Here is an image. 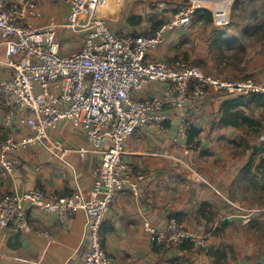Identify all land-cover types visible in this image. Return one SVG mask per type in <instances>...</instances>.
<instances>
[{
  "label": "built area",
  "instance_id": "built-area-1",
  "mask_svg": "<svg viewBox=\"0 0 264 264\" xmlns=\"http://www.w3.org/2000/svg\"><path fill=\"white\" fill-rule=\"evenodd\" d=\"M234 1L186 0L185 6L172 12L154 32L121 34L98 14L103 0H63L65 18L51 15L45 24H37L43 13L36 0H0V67L11 71L9 77L0 76L3 125L10 132L0 139V174L20 168V152L28 148L59 149V156L64 155L65 149L49 138L61 120L84 132L89 146L77 152L98 157L87 192L61 194L36 186L1 195L0 229L24 235L34 232L32 209L53 214L60 225L76 211H83L87 246L78 264H112L103 243L102 224L116 195L123 191L137 195L144 180L143 173L123 158L126 139L137 129L170 134L171 142L189 154L187 131L194 105L207 91L264 95V84L213 76L182 58L146 59L169 32L199 24L201 20L195 18L198 9L210 12L214 27L230 26ZM61 29L84 35L78 50L60 53ZM150 82L160 83L159 93L136 97V92ZM43 166L39 162L36 168ZM192 174L195 181L221 194L201 173ZM146 230L154 244L167 249L187 241L196 248L207 246L206 234L190 229L173 215ZM38 234L49 236L46 231Z\"/></svg>",
  "mask_w": 264,
  "mask_h": 264
},
{
  "label": "crops",
  "instance_id": "crops-1",
  "mask_svg": "<svg viewBox=\"0 0 264 264\" xmlns=\"http://www.w3.org/2000/svg\"><path fill=\"white\" fill-rule=\"evenodd\" d=\"M36 1L42 9L58 10L61 16L52 13L58 19L67 13L63 0ZM118 1L122 6L104 12L105 18L112 16L119 9L122 11L124 4L132 0H111L113 5H117ZM172 1L180 3V0ZM254 4H258L259 9L248 8ZM171 6V9L165 12L166 17L179 8ZM262 20V0H240L233 7L231 25L222 28L224 35L220 41L218 36H215L216 27L210 21L201 19L196 27L168 33L164 42L168 47L157 49L160 45L157 46L147 53L146 59L165 60L171 57L175 52L173 46L178 40L184 45L189 40V44L193 43L196 47L209 43L212 48L218 49H229V44L235 41L236 45L240 44V48L248 52L262 51L264 30L255 37L248 35L252 33L248 32V29L262 24ZM47 21L44 17L37 24H45ZM137 26L138 24L130 23L117 28L123 31L119 33L136 34L134 31ZM83 37H79L77 46L83 42ZM215 43L217 46L212 45ZM210 54L211 64L215 68L219 62L212 51ZM256 57L258 59L254 65L257 67L253 70L262 68L264 60L262 53ZM190 58L196 65H204L201 60L195 59L194 55ZM231 62L232 60L226 61L228 68L225 75L228 80L241 81L246 78L252 82V78H256V83L264 84V69L256 76L247 78L245 72L250 73L251 69L246 68L241 74L231 68L234 66ZM239 65H245V60ZM10 73L9 69L0 67V76L9 77ZM159 91L160 84L151 82L137 91L135 96L145 98L157 95ZM233 94L209 90L196 101L192 125L200 129L199 145L189 154H183L180 148L171 142L169 134L156 135L137 129L126 139L123 158L132 164L135 171L143 173L144 180L137 195L127 191L116 195L102 224L103 243L111 256L112 264H264V204L250 205L244 197H240L244 195L245 187L241 179L247 177V174L241 173L244 164L252 158L255 165H258L259 161L264 165V151L252 154L253 147L263 143L259 140L264 136V132L261 136L248 135L246 141H238L242 132L240 127H225L218 123L221 116L220 105ZM240 109L249 117L262 122L260 107L251 104L250 108ZM253 109L254 111H251ZM9 133L3 125V109L0 107V139L7 137ZM14 136L17 137L16 134ZM49 138L56 140L52 142H58L65 149L64 155L59 156V149L53 151L51 148L38 147L20 152L23 165L4 176L0 174V196L9 192H23L36 186L61 194L89 190L90 172L98 157L93 153L82 156L77 152L78 149L89 146L84 132L73 127L68 121L61 120L50 131ZM240 146H243V149ZM202 150L208 153L200 154ZM39 162H43L44 166L37 169ZM192 171L201 172L213 184L218 185L227 200L204 187L202 183L194 181ZM255 174V179L261 178L258 173ZM262 177L264 180V176ZM249 191L250 189L245 190V193ZM228 200L237 207L228 203ZM202 202L206 203V209L213 213L209 220L200 217L198 213ZM175 212L182 213L181 219L190 229L207 233V249L220 250L225 256L218 261L216 257L206 251L197 250L196 247H156L146 227L162 224L168 215ZM30 222L34 232L28 235L20 234L16 239L13 237L16 232L0 229V264L79 263L87 246L83 211H76L65 224L60 225L53 214L32 209ZM216 228L218 229L214 232ZM38 231H46L49 236L39 235Z\"/></svg>",
  "mask_w": 264,
  "mask_h": 264
},
{
  "label": "rangeland",
  "instance_id": "rangeland-1",
  "mask_svg": "<svg viewBox=\"0 0 264 264\" xmlns=\"http://www.w3.org/2000/svg\"><path fill=\"white\" fill-rule=\"evenodd\" d=\"M116 3H117L116 7L120 8L121 3L119 1ZM160 3H162V6H159ZM176 3L177 2L172 1V0H134V1L132 0V1H127L124 4L122 11L120 9L117 12L115 11L112 16L106 17V21L108 22V24H110L109 26L113 30H116L118 32H123L122 30H119V28H117V27L130 25V23H129L130 18H131V20L135 21V23H136V21H137L136 19L139 18V20L137 21L138 23H136V24H138V26H137V29H135L134 33H136V34L146 33L150 30V23L152 21H159V20L163 21V22L167 21L169 16L166 17L165 12H167L168 9H171L170 8L171 5L175 6ZM185 4H186V0H180V3H177V5L175 7H183V6H185ZM248 8L259 9V5L254 4V5H252V7H248ZM40 9L42 10L43 18L45 17L46 19H48V21H49V17L52 15V13H55V15H57L58 17L61 16V13L56 9H54V10H48V9H42V8H40ZM262 10H264V0H262ZM121 13H122V15H121ZM232 14H233V10H231V17H232ZM65 16L61 19H64ZM197 25H199V24H197V23L193 24L191 27H196ZM261 30H264V28L261 29V27H259V26H256L254 28H249L248 32H252V33H248V35L251 34L250 36H254V37L258 36V34ZM175 32H177V31H175ZM256 32H258V33H256ZM121 34H126V33H121ZM167 35H166V39L168 38ZM79 37L82 38L83 34L82 33H73L67 29H62V33L60 34V30H59L58 38H59L60 43H61L60 53L63 55H68V54H70V52L72 53L73 51L78 50L80 48V46L82 45V43H81L79 46H77V43L80 39ZM189 42L190 41L188 40L186 42V45H184L180 40H178L176 42V44L173 46V50H175L174 54L165 60L171 61L172 59H174L173 56L176 54L175 58H182V59L188 60L192 64L196 65L194 60H192L190 58L191 56L194 55L195 59H199L204 63V65H196L202 71H204L207 74L213 75V76H219V77L226 79V80H228L226 75H225L227 73V68H228L227 63H226L227 60H232L231 65L232 66L234 65V66L231 68H235L241 74L244 73L243 72L244 69H246V68L248 70L251 69L250 73L245 72L247 78H252V75L256 76L260 72H263L264 60H263L262 68L260 67L258 70H253V69L257 67V65H254L256 60L258 59L256 57V55L258 56L259 53L260 54L262 53V56L264 57V50H262V51H249L248 52L247 50L240 48V44L236 45L237 42H235V41H233L232 43L229 44V45H231V48H229V49H226V48L222 49V47L219 49L217 47L212 48L211 44H209V43H208V45L199 44L198 47H196L193 45V43L189 44ZM163 43L160 44V46L157 49H160L164 46L168 47L167 44H165V43L163 44ZM212 45H215V44H212ZM211 51L215 54L216 59L219 62V64H217V66H215V68L211 64V54H210ZM243 60H245V65L240 66L239 63H242ZM221 62H222V64H221ZM255 80H256V78H252V82H251L249 79L247 80L245 78L244 80L237 81V82H251L252 84H255V85L261 84V82L256 83ZM157 83H159V82H157ZM223 91H224V93H230V91H228V90H223ZM242 94H245V92ZM251 111H254V109ZM262 111H263V108H262ZM259 115L261 118H263L262 112ZM240 128L242 129V132L238 136V141H246V136H248V135L261 136L262 133L264 132V126H256V127H252V128H248L247 126H242ZM259 141H264V139H260ZM240 147L243 149V146H240ZM198 173H201V172H198ZM255 173H258V176L259 177L261 176V178L255 179V177H256ZM262 176H264V165H262V161H259L258 165H255L254 160H252V164H251L249 174H247V177H242V179H241L245 183V187H244V195H240V197H242V198L244 197L250 205L258 204V205L262 206V204H264V189H262V185H264V180H262L263 179ZM205 179L213 187H215L218 191H220L218 185L213 184L207 176L205 177ZM198 183H200V182H198ZM202 185L204 187H207L208 189H211L209 186H207L205 184H202ZM259 185H261L260 188H259ZM249 189H250V191L245 193V190H249ZM211 190L214 191L213 189H211ZM257 191H259V193H257ZM239 192L241 193V191H239ZM220 193H221V191H220ZM215 194L220 196V197L222 196L221 197L222 199L224 197V199L226 200V196L223 195L222 193L218 194L215 192ZM206 210L208 211V209H206ZM212 216H213V213L206 220L211 219ZM220 227H222V225H220ZM217 229L218 228H216L213 231L215 232ZM203 233L207 234L206 232H203ZM207 248H208V246H206L205 248L200 247L197 250L206 251ZM218 251L222 252L220 250H218ZM220 259L221 258H217L218 261H220ZM215 263L220 264L218 262H215Z\"/></svg>",
  "mask_w": 264,
  "mask_h": 264
},
{
  "label": "trees",
  "instance_id": "trees-1",
  "mask_svg": "<svg viewBox=\"0 0 264 264\" xmlns=\"http://www.w3.org/2000/svg\"><path fill=\"white\" fill-rule=\"evenodd\" d=\"M240 0H236L233 2L231 10H233L234 5ZM195 18H197V20H201L204 19L205 21H210L211 22V14L209 11L207 10H203V9H198L195 12ZM194 18V19H195ZM137 21L139 20L136 19ZM136 21V23H138ZM130 23H135V21L131 20V18L129 19ZM135 23V24H136ZM163 21H152L150 23V32H154L156 29H158L161 25H162ZM230 25H231V21H230ZM262 28L264 27V20H262V24L260 23L258 26ZM257 26V25H256ZM255 26V27H256ZM224 35V31L222 30V28H216L215 31V36H218L219 41L221 40V36ZM215 45L217 46V43H215ZM251 104H253L256 107H260L261 109L263 108L262 114H263V118H261V121H256L254 118L249 117L248 115H246L244 112L241 111L240 108L242 107H247L250 108ZM220 113L221 116L218 120V123L221 126H233V127H242V126H247L248 128H252V127H256V126H264V95L262 93H258V92H248L245 94L242 93H234L233 96H231L230 98L224 100L222 102V104L220 105ZM200 133V129L193 126L192 123L190 124L188 131H187V144L190 146L191 151L196 150L198 145H199V140H198V136ZM264 151V141L261 145L259 146H254L253 147V151L252 154H256L258 152H262ZM208 151L202 150L200 151V154H207ZM252 158H250L242 167L241 169V173L242 175L244 174H249L250 172V168H251V164H252ZM206 203H200L199 208H198V213L200 215V217L204 218V219H208L209 216L212 214L210 211L206 210ZM170 215L176 216L179 219H181L182 213L181 212H175V213H171ZM156 247H162L164 248L162 245H155ZM182 249H188V248H192L195 247L192 243L190 242H185L182 245L179 246ZM167 249V248H165ZM207 254H210L216 258H222L225 256L224 252H219L218 250H213V249H207L206 250Z\"/></svg>",
  "mask_w": 264,
  "mask_h": 264
},
{
  "label": "bare ground",
  "instance_id": "bare-ground-1",
  "mask_svg": "<svg viewBox=\"0 0 264 264\" xmlns=\"http://www.w3.org/2000/svg\"><path fill=\"white\" fill-rule=\"evenodd\" d=\"M116 4H112L111 0H103V4L99 7L98 14L105 17L104 12H109L115 10ZM101 12V13H100Z\"/></svg>",
  "mask_w": 264,
  "mask_h": 264
},
{
  "label": "water",
  "instance_id": "water-1",
  "mask_svg": "<svg viewBox=\"0 0 264 264\" xmlns=\"http://www.w3.org/2000/svg\"><path fill=\"white\" fill-rule=\"evenodd\" d=\"M20 236V232H16L14 235H13V237L16 239V238H18Z\"/></svg>",
  "mask_w": 264,
  "mask_h": 264
}]
</instances>
